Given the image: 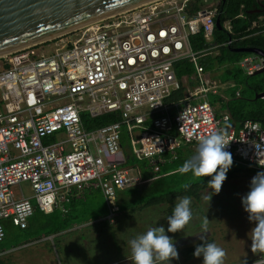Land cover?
I'll list each match as a JSON object with an SVG mask.
<instances>
[{
    "label": "built area",
    "instance_id": "1",
    "mask_svg": "<svg viewBox=\"0 0 264 264\" xmlns=\"http://www.w3.org/2000/svg\"><path fill=\"white\" fill-rule=\"evenodd\" d=\"M207 2L154 0L0 56V219L25 229L36 207L50 211L68 190L91 185L104 195V221L115 222L118 192L139 181L125 167L123 131L133 155L157 171L163 155L227 127L232 159L264 171L262 124H236L210 103V95L233 84L199 64L215 46L193 49L191 40L200 34L212 41L218 4ZM259 21L264 26V16ZM228 25L223 27L230 32ZM183 61L195 73L178 78L175 66ZM238 66L252 75L264 68V57L248 55ZM191 80L197 85L174 102ZM83 113H118L120 121L86 131ZM22 182L33 194L15 199L11 188ZM4 237L0 225V242Z\"/></svg>",
    "mask_w": 264,
    "mask_h": 264
},
{
    "label": "trees",
    "instance_id": "2",
    "mask_svg": "<svg viewBox=\"0 0 264 264\" xmlns=\"http://www.w3.org/2000/svg\"><path fill=\"white\" fill-rule=\"evenodd\" d=\"M260 3L258 0H220L217 5V17L222 26L228 22L231 26V31L229 32L224 27L222 29L214 28L211 42H205L201 34L194 37L191 41L195 51L216 47L214 51L217 54L214 55L213 53L200 59V64L205 71L214 72L222 68V72L218 75L219 79L223 82L232 80L234 83L244 84L251 93L249 99H242L240 93L236 95V92L229 90L224 92L226 99L216 96L209 99L210 103L212 105L219 103L221 106L219 108L229 112L236 124L251 120L260 122L264 127V98L254 99L253 96L255 93L264 91V73L244 74L236 64L250 54L236 53L234 51L238 48H256L264 51V34L259 32L264 29V26L252 28V23L258 17L264 16V0H261ZM254 10H259V12L251 14L250 12ZM175 68L178 78L193 72V64L187 61L177 63ZM182 94V91H179L171 99L177 102L181 100ZM81 121L85 130L91 131L119 122L120 116L118 113H113L92 118L89 114L83 113ZM121 146L126 158V166L132 167L141 180L150 181L148 185L141 189H136L134 191L135 194L133 193L126 198H119V206L122 212L129 211L133 213L144 208L168 204L167 211L172 213L174 202L183 196H190L191 203L194 202L192 205L199 203L201 191L207 188L205 182L210 178L196 179L192 177L191 173L180 174L178 172V168L184 161L195 154L187 149V146L178 149L173 159L168 154L164 155L166 161L160 164L158 171L154 173L159 176L158 178L151 173L152 171L146 160H137L131 154L129 151V139L124 131L121 137ZM251 170L254 169L233 160L232 166L227 173V178H233L240 171L250 173L252 172ZM92 196L93 192L85 194L84 199L86 198L87 200ZM84 202V200L82 202L77 200L74 193L68 196L67 202H63V206L66 209L65 213L58 208L42 212L36 207L25 229L15 227L9 220H0V225L5 232V237L0 242V254L8 249L17 247L20 239L27 241L53 235L67 230L74 224H85L105 215L106 208L104 204L101 211H90L83 207ZM106 225H108V222L104 221L99 224V227L103 228ZM193 252L194 248L182 250L184 260L191 258ZM0 264H7V262L0 258Z\"/></svg>",
    "mask_w": 264,
    "mask_h": 264
},
{
    "label": "rangeland",
    "instance_id": "3",
    "mask_svg": "<svg viewBox=\"0 0 264 264\" xmlns=\"http://www.w3.org/2000/svg\"><path fill=\"white\" fill-rule=\"evenodd\" d=\"M217 1L213 0L211 2V0H208L206 5L216 7ZM66 38L68 37L64 39ZM215 54L217 53L214 51ZM221 72L222 68H219L211 74L218 76ZM232 84H234V87L227 89L226 92L229 90L239 92L242 99L251 97L250 90L246 85ZM212 97L214 98L213 95H210V98ZM191 149L197 152L198 145H194ZM125 167L131 176H137L133 168ZM251 171L250 173L240 171L233 178H226L219 194L214 195L210 201L207 199L209 190L206 188L201 191L199 203L194 205H192L194 202L191 203L192 219L180 232L168 233V235L176 243L179 238L185 239L197 235L199 232H203L204 220L207 218V232H210V235L205 236V242L212 241L224 250V264L241 262L253 256L255 253L251 251L249 233L255 225L249 223L247 213L243 211L241 206V197L247 193L251 179L259 172ZM154 177L158 178L159 176L154 174ZM149 182V180L140 179L139 182L126 188L123 194H120V197L126 198L132 195L136 189H141ZM11 190L15 199L20 198L22 195L29 198L33 194L28 182L15 185ZM178 201L179 199L174 202V206ZM103 204L102 194L96 192L83 203V207L90 211H101ZM168 206V204H162L133 213L129 211L122 212L115 222H108V225L103 228H100V223L96 221L86 223L82 226L83 228L77 225L78 230H71V232L67 230L66 234H53L42 237V242L34 244L33 248L48 246L51 250V261L54 264H133L129 240L135 238L138 234L145 233L152 227L162 225L167 228V217L172 214L167 211ZM26 242V240L20 239L19 247L8 249L9 252L6 254L1 253L0 258L7 264H20L21 260L16 257L17 254L18 256L21 255L22 259L24 257L26 262L38 260V263H40L37 256L39 253L34 254L32 247H24L23 244ZM201 261L200 263L197 260L191 261L188 264H202ZM171 264L181 263L179 260H173Z\"/></svg>",
    "mask_w": 264,
    "mask_h": 264
},
{
    "label": "clouds",
    "instance_id": "4",
    "mask_svg": "<svg viewBox=\"0 0 264 264\" xmlns=\"http://www.w3.org/2000/svg\"><path fill=\"white\" fill-rule=\"evenodd\" d=\"M228 137L227 127L218 128L202 139L198 145L197 153L185 160L178 168L180 174L191 173L192 177L196 179L210 177L205 182L209 190L208 201L214 195L219 194L233 163L232 154L226 150L231 142ZM261 151H264V148ZM260 167L264 168V165H260ZM241 206L247 213L249 223L255 225L249 233L251 251L261 257L255 264H264V171L257 172L251 179L247 193L241 197ZM192 215L191 197L179 198L172 214L167 217V228L162 225L152 227L145 233L138 234L129 240L133 264H171L173 260H177L179 252L176 242L168 233L180 232L192 219ZM207 224L208 219L206 218L203 232H207ZM198 238L200 243L194 246L193 256L200 258L202 264H224V250L215 243L205 242L203 235Z\"/></svg>",
    "mask_w": 264,
    "mask_h": 264
},
{
    "label": "water",
    "instance_id": "5",
    "mask_svg": "<svg viewBox=\"0 0 264 264\" xmlns=\"http://www.w3.org/2000/svg\"><path fill=\"white\" fill-rule=\"evenodd\" d=\"M152 1L0 0V56L69 34L92 22ZM258 12L254 10L250 13ZM215 28H223L218 17ZM234 51L264 57V51L256 48H238ZM262 73L264 68L256 72ZM263 98L264 91L255 93L254 99Z\"/></svg>",
    "mask_w": 264,
    "mask_h": 264
},
{
    "label": "crops",
    "instance_id": "6",
    "mask_svg": "<svg viewBox=\"0 0 264 264\" xmlns=\"http://www.w3.org/2000/svg\"><path fill=\"white\" fill-rule=\"evenodd\" d=\"M263 24V22L262 21H259V17H258V19L256 20V21H254L253 23H252V28H256V27H262V26H260V25H262ZM229 27H230V31H231V26H230V24L228 25ZM263 30L264 29H262V30H260L259 32H260V34H264V32H263ZM212 38H213V36H212ZM250 55H256V54H250ZM258 56V55H257ZM199 64H200V61H199ZM237 66H238V62H237V64H236ZM239 67V66H238ZM240 68V67H239ZM211 77H213V78H215V79H218V80H220V81H222L221 79H219V77L218 76H216V75H214V74H211L212 72H208V71H206ZM243 72V71H242ZM193 73H195V68H194V66H193V72L191 73V74H184L183 76H185V75H187V76H189V75H192ZM182 77V76H181ZM180 77V78H181ZM223 82V81H222ZM227 82H229V83H234L233 81H227ZM223 83H226V82H223ZM187 86H185V87H183V89L181 90L182 91V98H181V100H179V101H183L184 100V97H185V94L187 93V89H190V90H192L196 85H197V83H196V81L195 80H191V81H188L187 82ZM233 87H234V84H233ZM232 87V88H233ZM224 92H226V90H221L220 91V93H219V95H213L214 97H216V96H218L219 98H221V95H224ZM236 95H239V92H236ZM225 96V95H224ZM222 99V98H221ZM225 99H226V96H225ZM179 101H177V102H179ZM215 105H217V109H218V114H222L223 112H227V111H224V110H222V109H220L219 107H221L220 106V104L219 103H216ZM229 113V112H228ZM231 116V115H230ZM239 124V123H238ZM126 133V132H125ZM127 134V133H126ZM127 136H128V139H129V151L131 152V154L133 155V153H132V143H131V137L127 134ZM194 145H189V146H187V149H189L190 151H192L193 153H197V152H195V151H193L192 149H191V147H193ZM183 148H185V146L183 147ZM182 148V149H183ZM166 155V154H165ZM168 155H170L171 157V159H173V158H175V156H176V153L175 154H168ZM134 156V155H133ZM135 157V156H134ZM136 158V157H135ZM137 159V158H136ZM138 160V159H137ZM141 161V160H140ZM147 161V160H146ZM166 160H165V158H164V155L162 156V162H160L159 164H158V169H159V166H160V164H163L164 162H165ZM148 162V161H147ZM148 165H149V168L151 169V173L154 175V173H156L157 171H154V169H153V167L149 164V162H148ZM130 167V166H129ZM132 168V167H131ZM135 177H138V179H139V181H140V178H139V176L137 175V176H135ZM138 181V182H139ZM136 183V182H135ZM134 183V184H135ZM130 187V186H129ZM128 188V187H127ZM126 189V188H125ZM125 189H123V190H121V191H119L118 192V194H117V197H118V199H117V205L119 206V198H120V194H123V191L125 190ZM99 190V191H98ZM96 193V192H100L101 194H102V196H103V199H104V205H105V208H106V213H105V215H102V216H100L98 219H96V220H93V221H89V222H87V223H91V222H94V221H96V222H99V223H103L104 222V218L105 217H107L108 216V213H109V211H108V207L106 206V202H105V198H104V195H103V193H102V191L100 190V189H97V188H94L93 186H87V187H82V188H80V189H75V188H73V189H70V190H68L67 192H65L64 194H63V196L66 198V199H64V200H61L60 199V201H58V203H57V205L55 206V208H58V209H61V211L62 212H66V209L64 208V206H63V202H67L68 201V196H70L71 194L73 195L74 193H75V197L77 198V200H79L80 202H82L83 200L84 201H86V198L84 199V195L85 194H91V193ZM134 197V196H133ZM133 197H131V198H133ZM29 198H31V197H29ZM136 198V197H135ZM179 199V198H178ZM102 207H104L103 205H102ZM153 207V206H152ZM102 209V208H101ZM122 213V212H121ZM121 215V214H120ZM119 215V216H120ZM118 216V217H119ZM86 224V223H85ZM85 224H80V225H78V224H74V225H72L70 228H68L67 230L69 231V232H71V230H73V231H75V230H78L77 229V225L80 227V228H83L82 226H84ZM67 230H64V231H61V233H57V234H55V235H60V234H63V233H65L66 234V231ZM42 242V237L41 238H34L33 240L32 239H30V240H27V242L26 243H30V245L28 246L29 248H33V245L34 244H40ZM32 243V244H31ZM24 245V244H23ZM22 245V246H23ZM21 246V247H22ZM18 247H19V245H18ZM16 248V247H15ZM15 248H12V249H15ZM51 250L49 249V247L48 246H39V247H36V248H33L32 249V252L34 253V254H37V253H39V254H37V256L39 257V261H40V263H38V260H33L32 262L31 261H28V262H26L24 259V257H23V259H22V257H21V255L20 256H18L17 254H16V257H18V258H20V260H21V263L20 264H54V263H52V261H51V258H52V255H51V252H50ZM9 251H6V252H4L3 254H6V253H8ZM11 264V263H10Z\"/></svg>",
    "mask_w": 264,
    "mask_h": 264
},
{
    "label": "flooded vegetation",
    "instance_id": "7",
    "mask_svg": "<svg viewBox=\"0 0 264 264\" xmlns=\"http://www.w3.org/2000/svg\"><path fill=\"white\" fill-rule=\"evenodd\" d=\"M201 235H203L204 237L209 236L210 232H199L197 235H193L192 237H189V238L186 237L185 239L179 238V241L176 243V247H177L178 252H179V258L177 260H179L181 264H188L189 262L196 261V260L200 263L201 259L198 260L199 258H195L194 256H192L191 258H188L185 261L184 260V254H182V250H184L185 248H187V249L194 248V246L196 244L200 243V240L198 237H200ZM208 243H212V241L211 242L209 241ZM260 258L261 257L259 256V254L255 253L253 256L249 257L248 259H246L244 261L231 263V264H243V262H246V264H255V262ZM201 263H202V261H201Z\"/></svg>",
    "mask_w": 264,
    "mask_h": 264
},
{
    "label": "bare ground",
    "instance_id": "8",
    "mask_svg": "<svg viewBox=\"0 0 264 264\" xmlns=\"http://www.w3.org/2000/svg\"><path fill=\"white\" fill-rule=\"evenodd\" d=\"M0 220H4V219H0Z\"/></svg>",
    "mask_w": 264,
    "mask_h": 264
}]
</instances>
